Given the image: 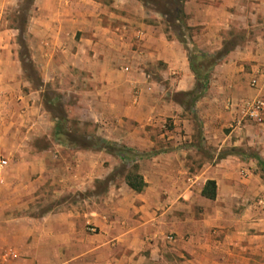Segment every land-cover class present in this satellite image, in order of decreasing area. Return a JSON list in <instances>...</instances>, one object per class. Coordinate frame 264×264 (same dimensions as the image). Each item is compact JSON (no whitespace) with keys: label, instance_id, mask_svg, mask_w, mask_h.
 <instances>
[{"label":"crops","instance_id":"0c3cea01","mask_svg":"<svg viewBox=\"0 0 264 264\" xmlns=\"http://www.w3.org/2000/svg\"><path fill=\"white\" fill-rule=\"evenodd\" d=\"M127 1L114 0L113 6L124 9ZM94 4L31 0L29 8L38 17L31 24L27 16L22 31L29 42L28 63L44 83L68 75L74 82L101 84L83 91L85 103L102 105L104 140L132 149L137 144L120 135L119 123L123 100L136 85L135 66L151 61L157 76L152 83L158 84L162 63V75L175 83L177 94L191 91L195 78L180 41L165 39L157 27L143 25L130 33L126 26L111 27L100 16L107 14L104 8ZM242 8L245 17L264 18V0H187V25L201 30L197 49L219 51ZM1 33L7 39L0 43V100L13 105L0 108V161H6L0 180V252L10 253L3 264H264V165L255 159L264 163V109L257 123L244 108L257 99L264 102L263 37L244 53L235 46L212 68L206 93L192 111L200 121V143L185 120L189 134L168 137V151L126 163L105 151L57 141L53 123L43 127L53 116L36 101V92L23 91L32 73L2 50L8 44L13 49L20 30ZM153 99V118L183 112L180 103L167 100L163 108L157 94ZM88 108L86 114L92 115ZM119 163L126 165L115 174ZM130 173L142 177L141 192L127 185ZM208 181L215 183L213 199L202 195ZM98 182H105L100 194L95 193ZM90 227L98 233H90Z\"/></svg>","mask_w":264,"mask_h":264},{"label":"rangeland","instance_id":"374dc122","mask_svg":"<svg viewBox=\"0 0 264 264\" xmlns=\"http://www.w3.org/2000/svg\"><path fill=\"white\" fill-rule=\"evenodd\" d=\"M29 1L30 0H0V43L7 39L5 34L1 32L10 28H18L20 30L19 37L16 35L14 36L13 49L10 50L8 44V47L6 46V48L2 50L5 52L4 57H12L19 61L23 59V62H25L24 65H26V70H29L28 72H30V74L32 73L31 77L33 81H31L29 87L23 88V91L36 92L34 93V96L38 97V100L36 99V101L41 104V108L46 112H49L48 110L51 109L49 114L53 117L46 118V124L43 122V127L47 125V123H53L55 125L64 118V128L77 136L78 140L80 137H86L92 140L95 138L106 139L107 132L104 130L102 123V105L97 103L98 101L93 103L88 102V105L90 106V108H88L84 100L85 95L83 94V91L87 88L90 91H95L96 85L99 86L101 84H90L86 83V81L74 82L69 79L68 75L62 77V79L57 78L44 83L38 80L40 71L34 64L33 66L31 63H28V60H31L32 58L30 59L26 52V44L29 42L27 36H25V41L23 40L22 31L27 23V16L28 20L30 19L31 24L34 23L33 18L38 17V14L35 13L36 9L32 10V8H29ZM92 1L95 3L94 8H104V12L107 14L101 13L100 16L105 17L107 25H110L111 27L126 26L129 33L140 30L143 25L157 27L158 33L163 34L164 38L169 41H179V38L183 39L187 49V57L188 55L194 56L196 54L195 51L197 50L198 45L197 35L201 30H199V28H191L190 30L186 29L184 26V24H187L186 19L183 21L184 23H175V26H171L166 22L165 17L155 14L154 8L151 5H148L143 9V6L141 7L138 4L139 0H128L124 4V9L114 7V0ZM231 8L234 9L235 7ZM28 9H30L29 13ZM236 13H238V17L232 19L233 21L230 25V29L226 30L227 33L223 36L222 47L225 43H228L227 47L235 45L238 50L244 53L245 49L251 46L256 48L257 44L261 43V38L263 37L264 39V18L256 19L251 18L250 16L245 17V9L243 8L236 11ZM9 51H11L10 54ZM124 54L126 53L124 52ZM135 67L138 76L135 77L136 85L133 88L131 97L129 100H123L122 106L124 116L122 122L119 123L121 131L120 135L137 144L135 148H132L135 152L150 155L153 153H165L169 150V147H167V138L171 137L173 133L179 134L181 132L182 134L180 137L189 134L186 133V129H184V121L188 120V124L192 126L191 128L193 129V139L196 144L200 143L202 141L200 121L193 116L192 111H186L183 109V112L175 113L173 116L165 117L162 115L160 116V119H158L159 117L153 118L154 111L152 106L155 103L153 96L156 94L159 99L158 105H162L163 108L165 107L167 100L179 104L178 100L183 99L181 96L177 95V92H175V83L170 85L169 81L166 82L165 77L162 75L165 66L162 63H159L157 67L156 73L159 75L158 84L154 82L152 83L154 79H157V76L154 73L155 67H151V61L146 59L144 63ZM98 68L99 70L102 69L101 66ZM131 73H134V71ZM23 76H25V73ZM45 96L50 99L47 100ZM0 101V108H2L4 104L5 106L7 105V108L13 106L9 100ZM87 108L93 111L92 115L86 114L85 109ZM180 126L182 131L176 130ZM176 137L179 138V136L174 135L172 139ZM149 140L154 141L155 144L153 147H149ZM169 140H171V138ZM202 151H204L203 153L206 156L211 155L205 149ZM249 154L253 155L254 153ZM103 160V157H99L100 162ZM104 164L108 165V162H105ZM125 165L126 164L121 163L116 165L114 173L123 172L122 169ZM2 168H0V180L3 181L1 177H3L4 170ZM95 184V193L100 194L105 189V182H98ZM77 199L81 200L82 196H78ZM93 200L95 206L100 204V199L98 197H94ZM79 203L84 207L82 200L79 201ZM89 232L97 234L98 230L94 227H90ZM2 246L3 243H0V250H3L2 248H4V246Z\"/></svg>","mask_w":264,"mask_h":264},{"label":"trees","instance_id":"16d2710c","mask_svg":"<svg viewBox=\"0 0 264 264\" xmlns=\"http://www.w3.org/2000/svg\"><path fill=\"white\" fill-rule=\"evenodd\" d=\"M140 1L145 6L151 5L155 11L159 12L163 17L166 18V22L171 26H175V23H184L183 21L186 19L183 7L184 3L187 0ZM30 2L31 0L29 1V3ZM184 26L188 30L191 29V27H189L187 24H184ZM179 41L185 45L183 39L179 38ZM227 44L228 43H225L223 47L214 54L203 53L197 49L194 56L188 55L189 67L194 75L195 85L191 91L177 94L178 96H181L183 98L178 101L186 111L194 110L196 102L206 93L212 68L222 59H224V57L235 47V45L227 47ZM22 61L24 60L22 59ZM46 99L49 100L50 98ZM49 111L51 112V109ZM64 122L65 119L62 118L55 124L54 130L55 139L63 144L70 145L79 149L105 151L110 155L120 157L126 163L146 159L151 156L150 154L135 152L134 150L129 149L123 145H118L114 142H109L101 138H95L92 140L86 137H80L78 140L77 136L73 135L64 128ZM255 159L257 160L258 165H264V163L258 157H255ZM136 168L137 165H133V169ZM126 182L127 185L136 192H141L145 186L142 177L137 173H130L128 176H126ZM202 195L209 199H213L215 197V183L213 181H208L206 183L202 191Z\"/></svg>","mask_w":264,"mask_h":264},{"label":"built area","instance_id":"2783aa9c","mask_svg":"<svg viewBox=\"0 0 264 264\" xmlns=\"http://www.w3.org/2000/svg\"><path fill=\"white\" fill-rule=\"evenodd\" d=\"M246 114L245 116L253 122H261L262 121V112L264 109V102L260 99L254 100L250 103L245 104ZM6 165L5 160L0 161V168ZM10 256L9 252L1 251L0 252V264H3L7 261Z\"/></svg>","mask_w":264,"mask_h":264}]
</instances>
